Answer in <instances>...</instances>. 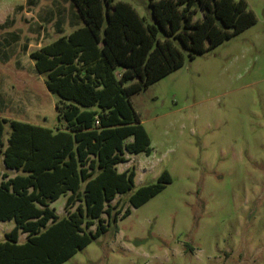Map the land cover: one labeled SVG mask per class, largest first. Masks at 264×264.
I'll return each mask as SVG.
<instances>
[{
    "label": "rangeland",
    "instance_id": "374dc122",
    "mask_svg": "<svg viewBox=\"0 0 264 264\" xmlns=\"http://www.w3.org/2000/svg\"><path fill=\"white\" fill-rule=\"evenodd\" d=\"M125 1L154 23L149 0ZM247 2L255 23L193 58L183 49L180 67L130 97L152 150L117 168L134 167L135 189L164 169L172 181L62 264H264V0ZM83 25L72 0H0L1 117L63 127L31 52Z\"/></svg>",
    "mask_w": 264,
    "mask_h": 264
},
{
    "label": "trees",
    "instance_id": "16d2710c",
    "mask_svg": "<svg viewBox=\"0 0 264 264\" xmlns=\"http://www.w3.org/2000/svg\"><path fill=\"white\" fill-rule=\"evenodd\" d=\"M72 1L84 25L31 52L63 127L0 116V222L15 221L0 264H62L163 190L167 169L135 189L134 167L117 168L152 150L131 95L180 67L183 49L193 58L257 20L247 0H149L154 23L125 0ZM62 195L63 216L51 206Z\"/></svg>",
    "mask_w": 264,
    "mask_h": 264
},
{
    "label": "crops",
    "instance_id": "0c3cea01",
    "mask_svg": "<svg viewBox=\"0 0 264 264\" xmlns=\"http://www.w3.org/2000/svg\"><path fill=\"white\" fill-rule=\"evenodd\" d=\"M59 198H60V197H59ZM59 198H58V199H59ZM58 199H57V200H58ZM57 200H56V201H57ZM56 201H54V202L51 204L52 207H53V204H54ZM5 222H9V223H11L12 221H11V220L1 221V222H0V225L3 224V223H5ZM14 225H15V224H14ZM13 227H14V226H13ZM13 227H12V228H13ZM6 232H9V231H6ZM22 234H25V233H22ZM25 235H26V234H25ZM19 237H20V236H19Z\"/></svg>",
    "mask_w": 264,
    "mask_h": 264
}]
</instances>
